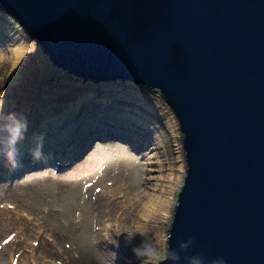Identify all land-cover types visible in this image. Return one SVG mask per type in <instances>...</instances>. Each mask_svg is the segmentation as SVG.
<instances>
[{
	"label": "water",
	"instance_id": "water-1",
	"mask_svg": "<svg viewBox=\"0 0 264 264\" xmlns=\"http://www.w3.org/2000/svg\"><path fill=\"white\" fill-rule=\"evenodd\" d=\"M0 11L63 71L161 91L186 160L166 236L177 251L193 240L178 264H264V0H0Z\"/></svg>",
	"mask_w": 264,
	"mask_h": 264
},
{
	"label": "rangeland",
	"instance_id": "rangeland-1",
	"mask_svg": "<svg viewBox=\"0 0 264 264\" xmlns=\"http://www.w3.org/2000/svg\"><path fill=\"white\" fill-rule=\"evenodd\" d=\"M149 90L84 81L55 67L0 11V109L28 120L21 155L42 134L48 148L37 162L52 161L9 172L0 158V264H143L132 252L143 237L126 244V233L118 236L126 230L167 248L186 174L183 133L160 90ZM88 116L131 128L110 137L95 125L85 135Z\"/></svg>",
	"mask_w": 264,
	"mask_h": 264
},
{
	"label": "clouds",
	"instance_id": "clouds-1",
	"mask_svg": "<svg viewBox=\"0 0 264 264\" xmlns=\"http://www.w3.org/2000/svg\"><path fill=\"white\" fill-rule=\"evenodd\" d=\"M130 83L135 82L130 81ZM145 86L148 87L147 85ZM27 131L28 120L26 117L18 115L15 112H8L7 114H5L3 110L0 109V158H2L4 166L8 168L9 172H13L22 167L21 151L18 145L25 139ZM43 141V135H38L35 147L31 149V156L34 161H39L44 156ZM125 233L126 235L124 236V239L126 244L131 243V241L136 238L137 234L143 237L140 245L134 246L132 248L135 259L139 262L142 261L143 264H161V262L165 260L171 261L172 264H178L181 259L179 253L181 251L186 253L193 243V240L190 238L186 241L179 242V251H177L176 249H172L169 244L167 248L162 251L157 245H155L152 241H150L142 233H140L139 230H126L124 232L118 233V236ZM170 238L171 233L168 236V240ZM111 242L117 247L119 246L118 240H112ZM115 255L116 254L113 253V258H115ZM184 260L187 262V264H205V260L202 254L185 255ZM207 264H226V261L223 257H216L208 261Z\"/></svg>",
	"mask_w": 264,
	"mask_h": 264
},
{
	"label": "bare ground",
	"instance_id": "bare-ground-1",
	"mask_svg": "<svg viewBox=\"0 0 264 264\" xmlns=\"http://www.w3.org/2000/svg\"><path fill=\"white\" fill-rule=\"evenodd\" d=\"M98 117H101L100 116V114L98 115ZM108 119V118H107ZM110 120V119H109ZM111 123L110 125H108V126H104L105 127V130L102 128V125L104 124V123ZM106 122H104V121H101V119L99 120V118L97 119V121L96 120H94L91 116H88L87 118H86V120L83 122V124H81V127H80V131H82V130H85L86 131V133H85V135H91V134H93V132H94V130L95 129H98L99 131H104V133H110L111 134V136L110 137H113V131H115V132H117V134L116 135H128V133H126V131L125 130H128V128L130 127L131 128V126L130 125H126L125 124V122L123 123V122H119L118 120L116 121V122H113V121H111L110 120V122L109 121H106ZM95 125H96V127H95ZM93 127H95V129H93ZM90 130V131H89ZM89 131V132H88ZM93 131V132H92ZM83 137V136H82ZM76 138L78 139V138H81V135H77L76 136ZM83 138H85V137H83ZM83 138H81V140H84ZM96 138V137H95ZM86 139V138H85ZM86 142H88L87 141V139L85 140ZM64 147V148H63ZM63 149H61V152L62 151H65V146L63 145ZM69 147H70V145L69 146H67V148L69 149ZM43 148H45V149H47L48 148V146H47V144H46V142H45V144H44V147ZM66 148V149H67ZM44 150V149H43ZM54 150V152L55 153H59V152H57V150L56 149H53ZM63 153V152H62ZM54 155H56V154H54ZM32 156H31V151H29L28 153H26V154H24V155H21V159L23 160L22 161V167H29L30 166V164L32 163V162H35L36 164L35 165H37V166H39V165H45V164H50L52 161H51V158H50V160H48V161H46V162H44V164H42L43 162H37V161H34L32 158H31ZM24 158H27V159H24Z\"/></svg>",
	"mask_w": 264,
	"mask_h": 264
},
{
	"label": "trees",
	"instance_id": "trees-1",
	"mask_svg": "<svg viewBox=\"0 0 264 264\" xmlns=\"http://www.w3.org/2000/svg\"><path fill=\"white\" fill-rule=\"evenodd\" d=\"M16 20V19H15ZM130 82V81H129ZM150 91V93H154V91L153 90H149Z\"/></svg>",
	"mask_w": 264,
	"mask_h": 264
},
{
	"label": "snow or ice",
	"instance_id": "snow-or-ice-1",
	"mask_svg": "<svg viewBox=\"0 0 264 264\" xmlns=\"http://www.w3.org/2000/svg\"><path fill=\"white\" fill-rule=\"evenodd\" d=\"M145 207H147V205Z\"/></svg>",
	"mask_w": 264,
	"mask_h": 264
}]
</instances>
